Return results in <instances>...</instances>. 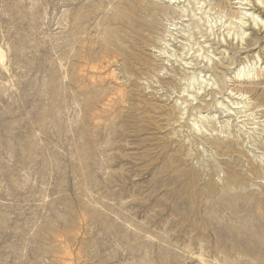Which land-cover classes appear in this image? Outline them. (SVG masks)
Here are the masks:
<instances>
[{"label":"rangeland","instance_id":"374dc122","mask_svg":"<svg viewBox=\"0 0 264 264\" xmlns=\"http://www.w3.org/2000/svg\"><path fill=\"white\" fill-rule=\"evenodd\" d=\"M167 5L0 0V264H264V75L235 78L264 33L246 52L200 39L224 89L198 100L212 120L197 133L154 76ZM235 86L263 106L222 127L216 99Z\"/></svg>","mask_w":264,"mask_h":264},{"label":"bare ground","instance_id":"6f19581e","mask_svg":"<svg viewBox=\"0 0 264 264\" xmlns=\"http://www.w3.org/2000/svg\"><path fill=\"white\" fill-rule=\"evenodd\" d=\"M212 2L213 0H168V5L161 11L165 16L166 23H164V32L160 40L161 47L157 50L159 52L158 56L162 57L167 64H170L169 62H171L173 57L176 56V61H181L180 64L178 63V66H180L179 68L183 72L173 69L175 71V75H173L172 70H170L165 63V65L158 66L159 68H156L154 74V76H157L158 78L161 75H167V73L171 75L172 80L175 82L173 89L174 91L177 90L181 95L177 97H184V100H181V98L177 99L176 105L179 107V118L188 119L191 116L192 118L189 120H191L193 129L196 130L197 133L206 132L207 135H210V133L209 130L205 128L203 122L212 120V115H209V112H203L204 103H200L198 100L200 99L199 101L205 102L207 101L206 97L208 95L215 93V90L222 91L224 87H221L217 79L212 73H210V70H212L215 67V64L221 61V59L219 56L217 57L216 53H214L215 50L210 51V48L213 45V43H209L211 39H200L207 35V37L210 38V36L213 35V40L217 39L214 43H221L226 48L225 51L228 50V47H240V50L246 52L249 47L248 39L253 37V34L258 33L259 31L264 33V0H236L234 3L239 4L240 6L238 7V10H235L237 9L235 8L230 13L226 11V4L224 2L216 0V2L214 1L216 3L214 7L211 6L214 4ZM213 9L216 11L215 14H218V17L216 16L217 19L219 18L220 20H223L222 18H227L221 27L223 29V27L226 26L225 29L223 31L219 29L222 33H218L219 30H215L212 24H216L215 21L213 22L211 19V12ZM200 14L201 16H199ZM191 20L197 21L195 24L196 26H192V28H190V23L184 24ZM188 27L189 29L187 32H189V34L184 32ZM201 27L204 29H201ZM195 28L200 30H196L201 34L199 39L196 37L195 31L190 33L191 30H195ZM250 30L251 32H249ZM181 32H183V34H181ZM189 36L196 37L195 43H192L193 45L185 42V40H187L186 37ZM190 41H192V39ZM179 43L180 45H178L179 47L177 48L176 46ZM195 45L197 48L191 53V50L195 49ZM4 57V52L0 47V60L2 62L5 60ZM193 61H195V63H193ZM259 62H261V64H259ZM237 68L235 78L236 81L240 82V86L244 84L245 80L258 79L261 75H264V57H262L260 51L255 52L251 56L246 55V57L239 62ZM239 86H235L234 89L232 87L229 88V92L226 94V98L229 100L216 99L219 109L224 114L223 117H227L226 120L219 122L222 127H226L231 118L235 117L236 120L238 119V122L242 124L241 127H243L244 124H247V119L240 120L241 113H245L244 116H247L248 112L252 110L253 107L261 108L263 106L260 103H257L254 106L248 88H236ZM180 100L182 102H179ZM188 103H190V106L195 104L194 106L198 111H196L194 115L189 113V105L183 106ZM219 118L217 120H219ZM226 147L231 149L233 145L232 143L227 142L220 151ZM204 151L206 150L204 149Z\"/></svg>","mask_w":264,"mask_h":264}]
</instances>
